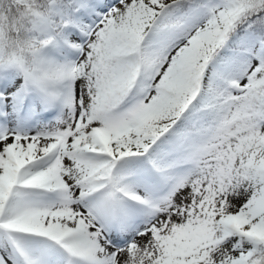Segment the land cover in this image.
I'll return each mask as SVG.
<instances>
[{
	"label": "snow or ice",
	"instance_id": "6c2138e0",
	"mask_svg": "<svg viewBox=\"0 0 264 264\" xmlns=\"http://www.w3.org/2000/svg\"><path fill=\"white\" fill-rule=\"evenodd\" d=\"M0 264H264V0H0Z\"/></svg>",
	"mask_w": 264,
	"mask_h": 264
}]
</instances>
